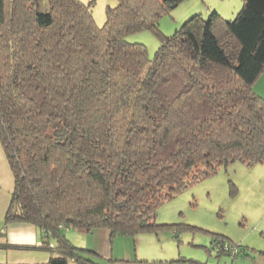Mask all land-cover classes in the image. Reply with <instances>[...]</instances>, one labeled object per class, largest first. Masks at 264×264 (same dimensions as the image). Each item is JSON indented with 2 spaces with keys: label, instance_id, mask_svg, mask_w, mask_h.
<instances>
[{
  "label": "trees",
  "instance_id": "1",
  "mask_svg": "<svg viewBox=\"0 0 264 264\" xmlns=\"http://www.w3.org/2000/svg\"><path fill=\"white\" fill-rule=\"evenodd\" d=\"M179 1L118 0L98 25L92 1L0 0V141L14 178L4 222L55 239L49 264H103L67 227L172 228L155 219L166 199L220 165L264 161V97L252 89L264 0L229 19L195 13L163 37L157 20ZM142 29L160 39L152 57L124 38Z\"/></svg>",
  "mask_w": 264,
  "mask_h": 264
},
{
  "label": "rangeland",
  "instance_id": "2",
  "mask_svg": "<svg viewBox=\"0 0 264 264\" xmlns=\"http://www.w3.org/2000/svg\"><path fill=\"white\" fill-rule=\"evenodd\" d=\"M81 1H92L91 10L98 25L105 21L106 8L118 2ZM241 4L242 0H180L158 18L156 28L163 37H168L195 13L207 17L210 11L216 10L229 19L235 17ZM124 38L142 43L149 57L160 45L158 35L151 29L130 32ZM155 219L175 225L138 234L137 238L145 234V246L134 242L137 254L144 249L146 254L153 252L150 237L164 253L182 254L198 263L264 264V161L247 165L234 160L220 165L216 171L162 202L157 207ZM219 237L236 247L235 255L226 251L217 254L215 243Z\"/></svg>",
  "mask_w": 264,
  "mask_h": 264
},
{
  "label": "crops",
  "instance_id": "3",
  "mask_svg": "<svg viewBox=\"0 0 264 264\" xmlns=\"http://www.w3.org/2000/svg\"><path fill=\"white\" fill-rule=\"evenodd\" d=\"M252 89L264 97V70L253 82ZM13 185V172L0 141V264H49L48 259L53 254L50 248L55 245V239L45 237L43 230L35 224L4 222ZM64 231L73 244L93 250L95 260L103 264H175L172 260L178 256L174 253H164L161 246L158 249L157 242H153L150 237L149 244L154 247L153 252L146 254L144 249L143 253L137 254L134 242L145 246V234L138 238L140 233L134 236L111 237L105 227L93 228L90 231L67 227ZM69 263L77 264L73 259H69ZM195 264L210 263L205 261Z\"/></svg>",
  "mask_w": 264,
  "mask_h": 264
},
{
  "label": "built area",
  "instance_id": "4",
  "mask_svg": "<svg viewBox=\"0 0 264 264\" xmlns=\"http://www.w3.org/2000/svg\"><path fill=\"white\" fill-rule=\"evenodd\" d=\"M217 244H219V242H217ZM220 247L222 248L223 251L229 252L232 255H235L237 250L236 247L228 244V242H224L222 245H220Z\"/></svg>",
  "mask_w": 264,
  "mask_h": 264
}]
</instances>
